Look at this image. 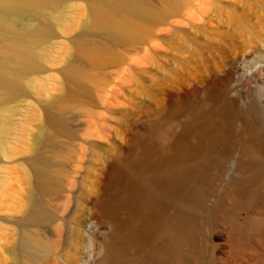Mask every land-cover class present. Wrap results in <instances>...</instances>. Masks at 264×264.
I'll return each mask as SVG.
<instances>
[{
	"label": "rangeland",
	"instance_id": "1",
	"mask_svg": "<svg viewBox=\"0 0 264 264\" xmlns=\"http://www.w3.org/2000/svg\"><path fill=\"white\" fill-rule=\"evenodd\" d=\"M97 1L31 17L52 31L36 42L47 53L23 72V91L0 92L3 143L15 151L11 161L0 152V190L12 186L46 218L1 224L15 242H47L37 264H107L111 249L123 264H264V0H143L157 13L136 38L94 25ZM53 113L65 126L48 123ZM38 139L54 177L45 194L32 191L28 162ZM189 167L180 194L156 187ZM142 223L151 239L139 249L128 236Z\"/></svg>",
	"mask_w": 264,
	"mask_h": 264
},
{
	"label": "bare ground",
	"instance_id": "2",
	"mask_svg": "<svg viewBox=\"0 0 264 264\" xmlns=\"http://www.w3.org/2000/svg\"><path fill=\"white\" fill-rule=\"evenodd\" d=\"M64 1L65 0H0V92L3 93L5 99H10L12 97H15L23 91L24 85H26L24 81H22V77H24L23 74L26 73L25 71L27 70L30 71L32 68H34L36 59L37 60L39 58L43 59L44 55H46L47 53L46 52L44 54L42 52H39V54H37V51L35 50V45L36 42L39 40V38L43 36L42 34L50 33L52 31V27L48 22L46 23L42 22L41 24L31 23L35 21L31 17H35V18L37 17L39 19H44L47 17H48L47 19H49L51 17V19H57L58 16V18H60L61 17L60 15L53 14V10L56 8V6L58 7L59 4L61 5V3H63ZM169 3L174 4L175 0H169ZM156 13L157 12L152 8H150L149 5L146 4L143 0H100L92 4L90 10V20L96 26L107 28L111 31L117 32L129 38H136L145 32L144 20L153 17ZM27 19H30L28 20V23L29 22L30 23L27 26L25 25V27H20V23L18 22H23L24 20ZM54 21L57 22V20ZM222 111L223 110H221V113H223ZM32 116L38 117V115L36 116V112H33ZM8 120H9L8 117L0 116V152L3 160L6 159L7 161L9 160L11 161L12 159L10 158L13 157L15 151L12 152V150H9V147L3 143L6 133L7 132L9 133L8 129L10 125L8 126L7 129V125L9 122ZM64 120L65 119H63V117L57 113L47 115L48 123L54 126H60V127L65 126ZM197 121H198L197 117L194 116L193 118H191L190 120L186 121L183 124L182 136L184 138H185L184 135L189 134V132H191L192 130H194L199 126L198 123L200 121L198 122ZM93 132L96 135L98 134L101 135V131H99L97 128H93ZM41 134L42 135L44 134L43 130ZM178 140H180V138L175 140L176 143ZM25 144L28 145V143ZM40 146H41L40 139H38L32 145L30 143V146L28 145L30 151L32 152V155L29 157L28 162L34 178V182L32 184V191L45 194L47 189H49L48 187L52 185V183L54 182V177L51 174V162L49 160L50 158H48L46 154L39 152ZM155 164H157V162ZM3 167L5 168V164L4 166H0V168ZM149 167L150 169L153 168V166H149ZM6 169H10L9 166ZM147 169L144 170L145 172H147L144 175L148 174L151 176V179H153L152 175H154L153 173L156 171V169L153 168L155 169L154 172H152L153 170H151L152 175L149 174L150 172L148 173ZM135 170L132 169L130 170V172L132 173ZM4 171L5 170H3V172ZM171 172H172L171 175L170 173H168L170 176L169 177L167 176L168 178L164 180V183H162V181L160 180L161 183L159 184L157 183L155 185L156 187L165 190L168 195H178L181 193L184 187L185 180H183V178L189 177V179H191L194 174V170L191 167H189L186 169L185 174L183 173L180 174L181 172H179L180 175L176 174L173 171ZM0 177H3V174H1ZM9 177L7 176V178ZM199 177L200 175L195 178H199ZM165 178L166 177H164V179ZM1 179L5 180L6 174H4V178ZM154 180H156V178H154ZM6 181H10V180L6 179ZM25 181L26 180H24V182ZM193 181H192L193 183H196L197 179ZM3 184L6 185L5 183ZM125 186H126L125 195L127 196L128 199V196L133 194L134 189L135 191L137 189L135 188L134 183L129 181ZM8 187H10V185ZM160 190L161 189H159V191ZM12 191L15 192V190H13L11 186V192ZM11 192L8 193V191L0 190L1 220H3L4 215H6L4 217L7 218H14V216L22 215L24 221L40 222L42 220H45L46 214L43 212V209H41L40 206L34 204V202L30 201V199L29 200L27 199L28 201L27 200L25 201L24 198H22L21 196L18 197ZM161 193L164 194L162 191ZM30 198L32 200V196ZM161 225H164V223ZM167 225H168V229H171L172 225L169 226V224H166V226ZM8 230L10 229H6L0 222V264H12L10 262L12 260L14 262L15 261L18 262V260H20L21 262L20 264H37L32 259V257L36 254L37 248L46 249L45 244L47 242L44 241L45 243L44 244L34 236H23L19 240H16L15 242L16 237H18L17 234L15 235L11 233L12 231H8ZM149 231L150 229L147 228L145 223L139 224V226L135 230L130 232L128 239H131V241L133 243H136V245L139 246V249H141L143 245L146 246L148 239H151L150 238L151 235ZM13 235L16 237L14 238ZM109 253L111 255H109V257L107 258L106 261L107 264L124 263L125 258L123 259V257H121L115 250L111 249L109 250Z\"/></svg>",
	"mask_w": 264,
	"mask_h": 264
}]
</instances>
